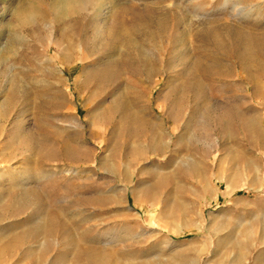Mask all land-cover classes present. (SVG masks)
<instances>
[{
    "label": "rangeland",
    "instance_id": "rangeland-1",
    "mask_svg": "<svg viewBox=\"0 0 264 264\" xmlns=\"http://www.w3.org/2000/svg\"><path fill=\"white\" fill-rule=\"evenodd\" d=\"M68 1L0 0V264H264V0Z\"/></svg>",
    "mask_w": 264,
    "mask_h": 264
},
{
    "label": "bare ground",
    "instance_id": "bare-ground-1",
    "mask_svg": "<svg viewBox=\"0 0 264 264\" xmlns=\"http://www.w3.org/2000/svg\"><path fill=\"white\" fill-rule=\"evenodd\" d=\"M67 1H68V0H67ZM70 1H72V0H70ZM78 1H79V0H78ZM78 1H77V2H78ZM103 1H104V0H103ZM68 2H69V1H68ZM73 2H74V1H73ZM73 2H72V3H73ZM58 3H59V2H58ZM62 3H63V2H62ZM70 3H71V2H70ZM75 3H76V2H75ZM75 3H73V4L75 5ZM54 4H55V3H54ZM64 4H65V3H64ZM66 4H67V3H66ZM68 4H69V3H68ZM68 4H67L66 6H68ZM73 4H72V5H73ZM61 5H62V4H60V6H61ZM69 5H70V4H69ZM99 5H100V4H99ZM102 5H103V4H102ZM63 7H64V6H63ZM67 8H69V7H67ZM98 9H100V8L98 7L96 10H98ZM59 11H60V10H59ZM60 12H61V11H60ZM61 16H62V15H61ZM60 54H61V53H60Z\"/></svg>",
    "mask_w": 264,
    "mask_h": 264
}]
</instances>
